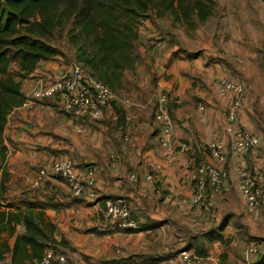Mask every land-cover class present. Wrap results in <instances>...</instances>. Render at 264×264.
I'll use <instances>...</instances> for the list:
<instances>
[{
    "label": "crops",
    "instance_id": "1",
    "mask_svg": "<svg viewBox=\"0 0 264 264\" xmlns=\"http://www.w3.org/2000/svg\"><path fill=\"white\" fill-rule=\"evenodd\" d=\"M167 40L157 42L156 48L161 50ZM222 41L219 40L220 46ZM213 43L210 42V61L205 74L210 87L214 88L215 99L207 97L205 103H198L200 121L196 123L178 121L176 111L171 113V147L160 145L158 126L152 117L154 135L152 129L146 128L148 135L146 141H141L143 154L139 156L131 151L112 149L109 162L103 159L99 162L89 155L84 156L81 150L82 162L73 159L75 154L67 157L76 164L78 174L84 165L94 167L95 197L87 193L74 197L66 182L60 178L46 177L38 186L33 185L43 165L54 157L64 159L68 151L72 152L66 139L54 134V131H46L52 119L69 123L62 117L67 116L55 106L42 103L31 109L18 106L10 112L4 132V142L8 147V174L0 204L1 210L11 217L4 224L11 231H0V264L36 262V258L26 257L31 254L29 246L21 258L12 256L16 239L26 232V218L46 234L47 238L40 236V241L52 242V247L66 257V262L62 264H164L173 252L184 248L193 251L207 263L215 256L219 258L218 264H264V209L254 213L246 210L239 190V179L232 170L233 165H257L264 172V134L253 130L248 121L245 113L249 108L245 95V101L236 113L237 124L254 134L258 144L239 152L230 148L232 135L225 133L224 128L227 124V109L234 95H221L217 85L221 78L242 83L237 77V71L241 72L242 69L241 65L233 61L232 53L219 52ZM184 47L189 48L187 44ZM177 48L178 45L174 43L160 57L169 55L167 53ZM68 67L61 56L40 62L31 76L22 81L24 96L30 94L40 78L54 79ZM214 79L217 85L213 83ZM109 107L104 109L105 113ZM136 112L142 115L143 105H139ZM74 124L76 128L73 130L80 132L82 126L89 125L87 122ZM131 132L135 135V131ZM127 136L124 140H128ZM217 137L222 138L225 144L226 161L223 164H218L207 148V144ZM132 139L136 137L131 135ZM180 142H186L191 153L179 152L176 147ZM170 153L173 158L168 161L165 156ZM195 156H200L202 160L197 161ZM198 162L212 163L228 172L224 189L215 192L208 188L213 206L207 209H199L192 202L193 184L190 175ZM148 173L154 176V181L146 178ZM132 174L136 180H132ZM158 188L160 192H156ZM114 197H124L128 201L131 216L138 222V229H118L105 216L103 200Z\"/></svg>",
    "mask_w": 264,
    "mask_h": 264
},
{
    "label": "rangeland",
    "instance_id": "2",
    "mask_svg": "<svg viewBox=\"0 0 264 264\" xmlns=\"http://www.w3.org/2000/svg\"><path fill=\"white\" fill-rule=\"evenodd\" d=\"M213 1V15L191 30L180 24H172L167 17H156L154 12L142 20L134 48V67L124 72L120 86L114 89L129 101L128 106L110 105L107 113L104 111L96 120L87 121L89 125L82 126L81 132L73 130L76 128L75 121L64 116L63 119L69 123L52 119L47 125L46 131H54V134L66 139L72 152L68 151L65 158L75 154L73 159L82 162L80 150L85 153L84 156L89 155L99 162L102 159L109 162L112 149L131 151L137 156L143 154L141 141L147 139L146 128L152 129L150 132L154 135L152 117L160 90L169 94L167 107L171 113L176 111L178 121L191 124L200 121L198 103H205L207 97L215 99L214 88L210 87L205 74L210 61V42L213 41L212 45L219 52L229 51L233 61L241 65L242 70L237 71V77L246 87L249 109L245 114L253 130L264 134V0ZM163 39L168 40L158 50L156 44ZM220 39H223L221 46ZM53 42L62 50L66 64L74 62V48L67 41L65 29L55 33ZM174 43L178 45L177 50L160 57ZM216 61L219 62L218 58ZM213 83L217 85L215 79ZM139 105L144 108L142 115L136 112ZM54 110L57 113L58 109ZM126 114L130 117L128 121L125 120ZM131 130L135 131V135L130 133ZM131 135L136 139L130 140ZM125 136L128 140H124ZM195 157L197 161L202 160L200 156ZM177 253L173 252L172 255Z\"/></svg>",
    "mask_w": 264,
    "mask_h": 264
},
{
    "label": "trees",
    "instance_id": "3",
    "mask_svg": "<svg viewBox=\"0 0 264 264\" xmlns=\"http://www.w3.org/2000/svg\"><path fill=\"white\" fill-rule=\"evenodd\" d=\"M214 6L213 0H0V199L8 174L4 142L8 115L23 102L22 81L38 64L63 57L53 42L55 33L65 29L74 48L73 61L115 89L124 72L134 67L138 28L149 13L191 30L213 15ZM39 103L57 105L54 98ZM10 220L0 204V231H11L4 225ZM24 223L26 232L16 239L12 256L21 258L29 246L31 254L26 257L38 261L52 242L40 241V236H47L33 221L26 218Z\"/></svg>",
    "mask_w": 264,
    "mask_h": 264
},
{
    "label": "built area",
    "instance_id": "4",
    "mask_svg": "<svg viewBox=\"0 0 264 264\" xmlns=\"http://www.w3.org/2000/svg\"><path fill=\"white\" fill-rule=\"evenodd\" d=\"M218 91L221 95L232 93L234 99L227 109V124L225 133L232 135L230 148L235 151L252 149L258 144V138L237 124L236 113L245 101V87L243 83L221 78L218 81ZM43 98H54L55 107L69 119L75 122L93 121L99 118L105 107L110 104L125 107L129 101L117 94L105 82L98 80L80 64L72 62L60 76L54 79L40 78L37 85L29 95L25 96L20 107L31 109ZM168 95L162 90L157 95L154 107V120L158 126L159 143L164 148L173 145V120L167 107ZM203 109V106H200ZM130 117L126 114L125 120ZM181 153H191V148L186 142L178 143L177 147ZM210 156L218 163L226 161V151L223 139L217 137L207 144ZM165 158L171 161L173 155L167 154ZM232 170L239 179V190L243 198L245 208L254 213L264 209V172L261 167L253 165L242 167L233 165ZM60 178L66 182L74 197H81L87 193L95 197L94 187L96 184V171L91 165L82 168L77 173L76 164L68 158H54L38 170V176L33 185L38 186L43 178ZM136 180L134 174L130 175ZM146 178L154 181V176L148 173ZM190 179L193 184L192 202L199 209H207L213 206L208 188L215 192L224 189L228 180V172L215 164L207 162L195 163L192 168ZM160 192V189H156ZM105 216L118 229L136 230L138 222L131 216L128 201L124 197L106 198L103 200ZM66 257L60 254L52 246L45 249L42 257L33 264H55L65 263ZM207 263L193 251L181 249L176 255L165 259L164 264H218L219 258L213 256Z\"/></svg>",
    "mask_w": 264,
    "mask_h": 264
}]
</instances>
